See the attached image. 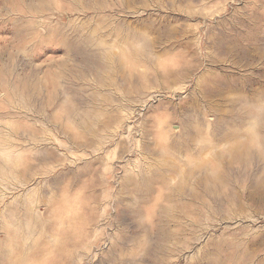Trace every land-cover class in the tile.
<instances>
[{"label":"rangeland","instance_id":"1","mask_svg":"<svg viewBox=\"0 0 264 264\" xmlns=\"http://www.w3.org/2000/svg\"><path fill=\"white\" fill-rule=\"evenodd\" d=\"M0 264H264V0H0Z\"/></svg>","mask_w":264,"mask_h":264},{"label":"bare ground","instance_id":"2","mask_svg":"<svg viewBox=\"0 0 264 264\" xmlns=\"http://www.w3.org/2000/svg\"><path fill=\"white\" fill-rule=\"evenodd\" d=\"M206 186V185H205ZM207 187V186H206ZM208 188V187H207ZM181 194V193H180Z\"/></svg>","mask_w":264,"mask_h":264}]
</instances>
